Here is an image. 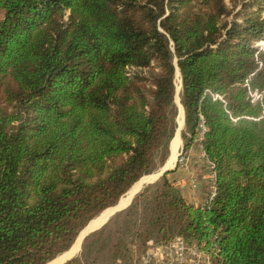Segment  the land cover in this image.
<instances>
[{
  "label": "trees",
  "instance_id": "1",
  "mask_svg": "<svg viewBox=\"0 0 264 264\" xmlns=\"http://www.w3.org/2000/svg\"><path fill=\"white\" fill-rule=\"evenodd\" d=\"M228 2L0 0V264H47L165 162L177 71L183 150L201 135L214 196L162 175L65 264H137L174 237L264 264V0Z\"/></svg>",
  "mask_w": 264,
  "mask_h": 264
},
{
  "label": "crops",
  "instance_id": "2",
  "mask_svg": "<svg viewBox=\"0 0 264 264\" xmlns=\"http://www.w3.org/2000/svg\"><path fill=\"white\" fill-rule=\"evenodd\" d=\"M178 135L180 143L177 144L175 150L177 155L176 157L174 156V160L170 161L172 156V146L170 145L169 156L165 162L156 171L146 175V177L154 175L153 178L158 179L162 175H166L167 179L179 188L187 203L198 206L203 201L205 192L212 183L213 165L205 156L199 137L179 160V150H183V144L181 135ZM207 194L208 192L206 196Z\"/></svg>",
  "mask_w": 264,
  "mask_h": 264
},
{
  "label": "built area",
  "instance_id": "3",
  "mask_svg": "<svg viewBox=\"0 0 264 264\" xmlns=\"http://www.w3.org/2000/svg\"><path fill=\"white\" fill-rule=\"evenodd\" d=\"M259 49H264V41L258 42ZM252 101L260 99L261 93L257 90L249 91ZM204 128H201V131ZM201 140V135L199 136ZM212 164V163H211ZM214 174L212 183L209 187L206 198L200 203V206H207L214 196ZM137 264H216L211 258L210 253L200 246L189 243L181 237H174L166 244H157L148 241V248L141 255Z\"/></svg>",
  "mask_w": 264,
  "mask_h": 264
},
{
  "label": "rangeland",
  "instance_id": "4",
  "mask_svg": "<svg viewBox=\"0 0 264 264\" xmlns=\"http://www.w3.org/2000/svg\"><path fill=\"white\" fill-rule=\"evenodd\" d=\"M226 2L227 3H229L228 2V0H226ZM1 16H2V12L0 11V18H1ZM175 84H176V89L178 90V88H179V84H180V76L176 73V76H175ZM177 99H178V95H176V97H175V103H176V105H177V108H178V114H177V117H176V123H177V126H179V120H178V118H179V116H180V118H181V123H182V114L180 113V106H178L179 104H178V102L179 101H177ZM180 123V124H181ZM178 143H180V140H179V135L176 133V135L172 138V140H171V143H170V145L172 146V153L175 155V157H176V147H177V144ZM182 144H183V141H182ZM169 145V146H170ZM190 148V147H189ZM188 148V149H189ZM188 149L187 150H182V149H180L179 150V156H178V159L180 160V157H182L184 154H186L187 152L186 151H188ZM160 167V166H159ZM157 170V169H156ZM155 170V171H156ZM145 177V176H144ZM154 177V175H150V176H147V177H145V178H143L142 180H140L139 182L137 181L136 182V184L135 185H133L132 186V188L131 189H129L122 197H121V199L119 200V203L116 205V206H114V208H113V210H107L106 212H104V213H100L101 215H98V216H96L95 218H93V219H91L81 230H80V232L78 233V236L76 237V239H75V241L73 242V244L76 242V241H78V248H77V252H76V254L74 255V257H78L79 256V254H80V252H81V250H82V248H83V244H84V242H85V239L86 238H88L92 233H90V234H88V235H86V237L84 238V240L82 239L83 238V233H85L86 234V232H88V231H90V230H92V229H94V228H96V227H98V226H100L108 217V220L106 221V223L109 221V220H111V219H113V216H115V215H117L118 213H121L122 211H119V212H115L114 214H112L115 210H116V208H119V209H121V207H124V206H126L127 205V203L129 202V200H130V198H131V196L133 195V193L135 192V191H141L145 186H147V185H149V184H152V183H154L155 181H157L158 179H154L153 178ZM208 190H209V188L206 190V192H205V196H204V198H203V200L206 198V193L208 192ZM138 194V193H137ZM136 194V195H137ZM135 195V196H136ZM134 196V197H135ZM125 197V198H124ZM129 197V198H128ZM133 197V198H134ZM132 198V199H133ZM125 199H128V201L125 203V204H121L120 202L122 201H124ZM132 201V200H131ZM109 208H111V207H109ZM112 214V215H111ZM94 222H100L99 223V225L97 224L94 228H92V229H90L89 228V225L91 224V223H94ZM84 234V235H85ZM82 240H83V242H82ZM73 244L71 245V247L73 246ZM131 245V244H130ZM129 245V247H131ZM70 247V248H71ZM81 247V248H80ZM70 248L67 250V251H65V252H63V253H61V254H59V255H57L55 258H58L59 256H63V255H65V253H67L69 250H70ZM132 248V247H131ZM72 257V256H71ZM74 257H72V258H74ZM54 258V259H55ZM71 258V259H72ZM53 259V260H54ZM53 260H51V261H53ZM125 260V259H124ZM124 260H123V254H122V256L120 255L119 257H117L116 259H115V261L114 260H112V258H110L108 255H106V256H104V257H102L99 261H96V262H94V263H90V259L89 260H87V262L85 263V261H81V263H79V264H119L120 262L119 261H121V262H124ZM50 261V262H51ZM69 261V260H68ZM50 262H48V263H50ZM47 263V264H48ZM63 264H65V262L63 263Z\"/></svg>",
  "mask_w": 264,
  "mask_h": 264
},
{
  "label": "bare ground",
  "instance_id": "5",
  "mask_svg": "<svg viewBox=\"0 0 264 264\" xmlns=\"http://www.w3.org/2000/svg\"><path fill=\"white\" fill-rule=\"evenodd\" d=\"M180 104V103H179ZM178 106H180V105H178ZM181 107V106H180ZM181 108H180V113H181ZM178 120H179V126L181 125L180 123H181V118H180V116H179V118H178ZM178 134V133H177ZM174 154L172 153V156L170 157V161H173L174 160ZM125 198V197H124ZM129 198V197H128ZM128 201V199H125L123 202L121 201L120 203L123 205V204H125L126 202ZM130 201V200H129ZM119 203V202H118ZM117 203V204H118ZM116 204V205H117ZM115 205V206H116ZM126 205V204H125ZM113 208H114V206L113 207H111V208H109L108 210H113ZM122 208V207H121ZM117 209H119V208H116V210ZM99 223L100 222H94V223H91L90 225H89V228L90 229H92V228H94L97 224L99 225ZM97 228V227H96ZM95 229V228H94ZM93 230V229H92ZM91 231V230H90ZM89 232V231H88ZM87 233V232H86ZM84 234L85 233H83L82 235L84 236ZM83 239V238H82ZM77 248H78V241H76L74 244H73V246L70 248V250L67 252V253H65V255H63V256H59L58 258H55L53 261H51L50 263H48V264H62L63 262H65L67 259H69V258H71V256H74L75 254H76V252H77Z\"/></svg>",
  "mask_w": 264,
  "mask_h": 264
},
{
  "label": "water",
  "instance_id": "6",
  "mask_svg": "<svg viewBox=\"0 0 264 264\" xmlns=\"http://www.w3.org/2000/svg\"><path fill=\"white\" fill-rule=\"evenodd\" d=\"M177 74L179 75V72L177 71ZM180 76V75H179ZM180 87H181V80H180V84H179V88H178V90L176 89V91H175V97H176V95H178V93H179V91H180ZM178 101H179V97H178ZM179 103H180V101H179ZM180 106H181V110H182V123H181V125L180 126H177V128H176V132H175V135H176V133H178V134H180V132H181V129H182V127H183V123H184V112H183V108H182V105L180 104ZM177 122V121H176ZM174 135V136H175ZM171 143V142H170ZM162 173V172H161ZM164 173V172H163ZM146 176V175H145ZM143 177V176H142ZM141 177V178H142ZM140 178V179H141ZM139 179V180H140ZM132 188V187H131ZM130 188V189H131ZM140 191H135L134 193H133V195L131 196V198H130V201L127 203V205L126 206H124V207H122L121 209H117V210H115L112 214H114L115 212H119V211H122V210H124L129 204H130V202H131V200H132V198L137 194V193H139ZM121 199V198H120ZM119 199V200H120ZM119 200H118V202H119ZM117 202V203H118ZM116 205V204H115ZM114 205V206H115ZM111 207H113V206H111ZM111 214V215H112ZM109 218V217H108ZM108 218L100 225V226H98L97 228H95V229H93V230H91V231H89V232H87L84 236H83V240H84V238L86 237V235H88V234H90V233H92V232H95L96 230H98L101 226H103L105 223H106V221L108 220ZM80 232V231H79ZM78 236V235H77ZM76 236V237H77ZM76 239V238H75ZM83 240H82V242H83ZM75 241V240H74ZM73 244V243H72ZM81 248V247H80ZM72 257H74V256H72ZM71 257V258H72ZM71 258H69V259H67L65 262H67L68 260H70ZM50 262V261H49ZM64 263V262H63ZM62 263V264H63Z\"/></svg>",
  "mask_w": 264,
  "mask_h": 264
}]
</instances>
